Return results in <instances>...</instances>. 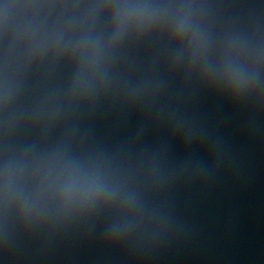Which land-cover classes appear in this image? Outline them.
<instances>
[{
	"label": "water",
	"instance_id": "obj_1",
	"mask_svg": "<svg viewBox=\"0 0 264 264\" xmlns=\"http://www.w3.org/2000/svg\"><path fill=\"white\" fill-rule=\"evenodd\" d=\"M0 264H264V0H0Z\"/></svg>",
	"mask_w": 264,
	"mask_h": 264
}]
</instances>
